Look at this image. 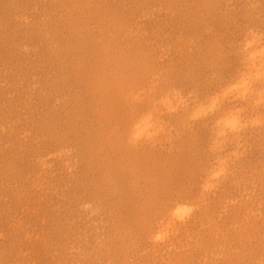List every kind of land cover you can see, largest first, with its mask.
<instances>
[{
  "label": "rangeland",
  "instance_id": "obj_1",
  "mask_svg": "<svg viewBox=\"0 0 264 264\" xmlns=\"http://www.w3.org/2000/svg\"><path fill=\"white\" fill-rule=\"evenodd\" d=\"M262 74L264 0H0V264H264Z\"/></svg>",
  "mask_w": 264,
  "mask_h": 264
},
{
  "label": "snow or ice",
  "instance_id": "obj_2",
  "mask_svg": "<svg viewBox=\"0 0 264 264\" xmlns=\"http://www.w3.org/2000/svg\"><path fill=\"white\" fill-rule=\"evenodd\" d=\"M245 86H247V87H259L261 89V91L264 92V74L261 75L258 84L256 82L249 83V82L245 81ZM231 126H232L233 130H237L240 126L239 121L234 120L232 122ZM139 137H140V133L134 131V133L131 137L132 142H135L136 140H138Z\"/></svg>",
  "mask_w": 264,
  "mask_h": 264
}]
</instances>
